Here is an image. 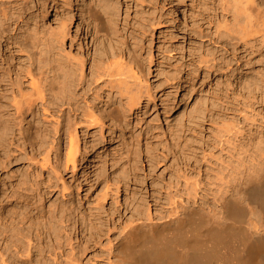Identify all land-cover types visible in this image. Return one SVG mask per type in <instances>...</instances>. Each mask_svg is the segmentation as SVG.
Wrapping results in <instances>:
<instances>
[{
    "label": "rangeland",
    "instance_id": "374dc122",
    "mask_svg": "<svg viewBox=\"0 0 264 264\" xmlns=\"http://www.w3.org/2000/svg\"><path fill=\"white\" fill-rule=\"evenodd\" d=\"M29 1L34 11L42 7L44 12L46 6V14H39L41 34L33 39L34 47L25 45V35L1 47L3 66L10 70L0 77V124L8 125V131L5 126L0 130V232L6 224L23 227L9 219L24 212L40 222L56 224L63 264L71 255L76 263L70 264H109L127 228L147 221L150 212L158 223L174 217V203L180 201L173 202L176 197L182 198L187 211L223 218L220 179L227 164L244 159L248 150L264 142V46L254 43L258 51L254 46L238 51L239 62H234L231 74L227 72V37L219 40L217 36L219 22L227 18L223 1L104 0L118 8L112 30L116 27L119 33L112 49L106 41L109 56H103L107 55L102 53L103 39L94 41V29L88 16L82 15L91 0H49L39 6L38 0ZM71 18L69 35L61 42L54 35L61 36L56 33ZM123 43L139 56L132 53L142 70L136 71L149 84L153 97L144 95L131 112L125 106L127 96L92 76L97 63L122 53ZM50 44L56 48L52 52ZM54 54L65 66L78 67L76 60L82 56L86 61L88 79L77 89V103L71 108L62 96L53 98L54 92L49 91ZM207 55L215 59L211 70L201 64V57ZM246 80L256 93L250 86L247 92ZM41 91L46 93L43 98ZM28 100L34 104L31 110L24 106ZM20 101L19 107H26L24 111L20 107L23 117L17 111ZM91 107L93 112L115 111L123 117L119 125L107 119L103 131L100 126H78V161L73 169L67 163V122H81ZM196 109L203 111L195 113ZM58 119L62 123L59 150L51 153V162L44 161L50 146L45 142H52ZM227 119L241 129L231 144L220 138ZM191 177L201 180L199 197L189 194L188 188L197 180ZM178 211V215L186 212ZM45 242L57 244L55 237Z\"/></svg>",
    "mask_w": 264,
    "mask_h": 264
},
{
    "label": "bare ground",
    "instance_id": "6f19581e",
    "mask_svg": "<svg viewBox=\"0 0 264 264\" xmlns=\"http://www.w3.org/2000/svg\"><path fill=\"white\" fill-rule=\"evenodd\" d=\"M43 1L48 3L49 0H38V6L40 2ZM221 1L224 2H222L224 4V9H227V12L225 11L227 13V18H225V16L223 17L225 20L223 22L221 21L222 23L219 22L218 25L221 26H218L219 30L217 31V36L219 40L220 38L227 37V72L231 73L235 71H233L234 62H239L237 56L238 51L250 48L254 46V43L260 44V47L264 46V0ZM41 8L42 7L37 10ZM86 8V11L82 10V15L88 16L87 22L89 27L92 26L94 35L97 37V40L94 39V41L98 42V40L103 39L100 43L103 52H100L107 54L103 56H109L106 41L110 43L109 45L112 49L111 42L118 32L116 27V30L114 29L113 32L112 24H114V18L118 14V8H116V4L114 5V3L104 0H91ZM34 9L35 7L30 5L29 0H0V77L5 75L6 70L7 72L10 70L3 66L4 59L2 58L1 47L4 44H10L12 41H15V38L19 35H25V45L33 48V39L41 34L39 32V24L37 23L38 18H40L39 14L41 13L43 16L46 14L44 13L46 11V6L44 12L43 9H41L42 12L40 11L37 14V10L34 11ZM71 21L72 18L70 21L67 20L69 23L63 26L62 32L56 33L61 36L54 35L58 38L61 37V42L69 35L68 29H70V25L72 24ZM60 39H57L58 43ZM261 40L262 43H260ZM50 43H53V46L57 44L53 42V37ZM125 44L123 43V46ZM127 46V44L126 47L124 46L122 53L114 55L112 58L108 57L107 60H102L100 63H97L99 65L95 67V70H93L94 72L92 71V76L96 75L95 77L98 81L104 79L105 82L109 86L111 85L113 89H116L122 97L124 95L125 97L127 96L128 104H125V106L128 108L129 112H131L134 107L136 108L141 104L144 95L150 98L152 95L149 84L145 85L147 81L144 80V83L139 73H137L138 71H136V69L141 70L139 69L141 66L139 67V64L137 65V63H139V61L137 62L138 59H134L136 51L134 50L135 52L132 53L135 55H132ZM51 47L52 45L50 48ZM54 47L51 48V52L53 51L52 49H56ZM253 48H256V51H258L256 45ZM259 49L261 50V48ZM96 51L98 52L99 50ZM124 51L128 56V61L125 59ZM244 52H246V50ZM136 56L135 58H139L138 55ZM211 57L212 55L201 57V64L204 65L206 70L214 68L215 59ZM57 58L58 57L54 54L51 61L52 68L50 72L53 74V78H51V84L50 82V85L48 84L50 86L49 91L54 92V94L52 93V95H54L53 98L55 96H62L65 105H69L71 108L75 102L77 103V101H75L77 89L82 87L88 79L87 75H85L86 61L82 56L77 60L75 59L78 63V67L72 63L65 66L63 62ZM241 58L239 59L241 60ZM245 63L247 65V62ZM245 63L243 64L245 65ZM242 75L245 76V74ZM132 80L134 81L133 83H131ZM261 81L264 80L261 79ZM248 82L246 85L245 83L243 85L246 89L248 87L247 92H250L248 91L249 86L253 83L251 82L250 84V82ZM95 83L97 84L98 82ZM252 86H250V88ZM254 89L255 88L252 90L251 88V92H254ZM39 94L43 98V94L46 93L41 91ZM26 102L28 104L30 103L29 100ZM20 104L21 101L20 103L17 102L18 115L21 117L20 107L23 104L19 107ZM28 104H24V106L26 105L29 110H31V108L33 109L34 104ZM24 106L21 108L23 111L26 110ZM93 109L94 108L89 110L92 111L91 113L88 111V114L85 112V114H82L81 122L74 121L70 123L68 121V125L64 124L67 125L66 131L70 136V152H68L67 163H70L73 169L76 168L75 166L78 161V126L81 124L100 126L103 131L107 119L110 123H117L119 125L120 123L118 122H121V117H123L115 115V111L114 113H111V111L110 113L107 112V114L105 113L106 110L97 113L93 112ZM121 109L125 111L124 108L121 107ZM119 111L117 112L116 110L118 114L124 112L122 111L119 113ZM202 111L203 110L200 109L197 111L196 109L195 113ZM23 114L25 116V112H23ZM61 118L64 117H60V119ZM60 119L57 121L55 131L53 129L54 136L51 140L52 142H45L48 145L50 144V146L48 148L49 150L45 152L46 154L44 153V161L51 162V153L54 152V150H59L58 135H60V127L62 125ZM7 123L5 122L4 124ZM235 123L236 122H232V120H228L227 126L224 125L223 129H220L222 143H224V140H227L225 143L231 144V141L239 134V130L241 133V129L239 128L238 130L236 125H234ZM4 126L1 125L0 130L3 127L5 130L8 129V125ZM65 127L66 126H63V128ZM5 130L4 133H8V130ZM1 131L3 132V130ZM38 133L40 132L38 131ZM2 134L3 133L0 135L3 136ZM46 144H43V146ZM246 153L247 157L244 159H240L238 162L232 161L227 164V171L221 176L220 180L224 184L221 213L222 215L226 213V215H223V218L215 219L212 216L202 215L197 210L187 211V206L185 207V204H183L185 202L181 201L182 198L177 199L176 197L173 202L179 199L180 201L174 203V205L177 204V206H174V210L177 211L174 217L158 223L151 218V212L148 211L150 213L146 217L147 221L142 222L140 220L136 225L134 224L127 228L119 239L116 251L112 253L114 259H110L111 264H264V142L259 141L254 150L250 149ZM197 177H200V175ZM196 179L197 180H194L195 182L193 184L191 183L192 186L190 185L192 189L188 188V191L189 194L193 195L192 193H194L195 197H199L198 194L201 193L202 190L201 180L200 178ZM119 189L120 188L117 187V192ZM194 195L192 197H194ZM180 209L186 212L182 215H178V210ZM9 220L18 221L19 225L22 224L23 227L17 228L13 226L14 224L10 226H6L8 225L6 224L4 226L5 229L0 232V264H63V262L60 261L64 258V253L62 251L63 244L61 243V235L59 234L58 227L54 222H45L44 220L40 222L35 217L28 216L27 213L24 212L20 215L16 214V217L10 218ZM223 220L225 223L222 222ZM52 237H55L57 244L45 242V239L49 240V238L51 239ZM40 242H42V244ZM35 252L38 254L37 260L34 258L36 257ZM38 256L40 258L39 260ZM72 256L73 255L65 258V260H67L65 262L66 264H70L69 261L74 260ZM74 261L76 263V260Z\"/></svg>",
    "mask_w": 264,
    "mask_h": 264
}]
</instances>
